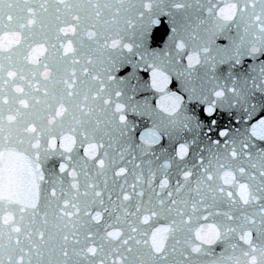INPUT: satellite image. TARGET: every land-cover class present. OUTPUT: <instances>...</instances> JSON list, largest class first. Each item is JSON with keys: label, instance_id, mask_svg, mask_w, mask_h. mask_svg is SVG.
<instances>
[{"label": "snow or ice", "instance_id": "6c2138e0", "mask_svg": "<svg viewBox=\"0 0 264 264\" xmlns=\"http://www.w3.org/2000/svg\"><path fill=\"white\" fill-rule=\"evenodd\" d=\"M261 114L264 0H0V264H264Z\"/></svg>", "mask_w": 264, "mask_h": 264}, {"label": "water", "instance_id": "95a60500", "mask_svg": "<svg viewBox=\"0 0 264 264\" xmlns=\"http://www.w3.org/2000/svg\"><path fill=\"white\" fill-rule=\"evenodd\" d=\"M220 42L225 43V44L227 43V41H220ZM161 47H162V45H161ZM130 71H131L130 68H126L122 71L121 74L127 75ZM137 75L140 77L141 87L143 89L141 92L138 93L137 98L141 99V100H147L151 106L155 107L156 104L159 102L160 94L155 92V90L151 89L149 86L150 85V72L141 70L140 72L137 73ZM169 89L171 91H176L177 94H184L181 90V86H180L179 82L176 81L175 79L173 80V83L171 85H169ZM184 95H185V99H187L186 94H184ZM260 118H264V114H261L259 116H255L253 118L252 123H255L256 120H258ZM223 123L226 125L232 123L228 114H224ZM142 127H143V125H142Z\"/></svg>", "mask_w": 264, "mask_h": 264}]
</instances>
